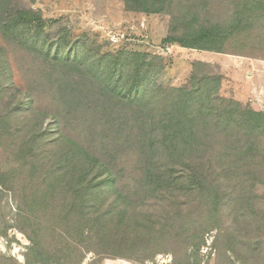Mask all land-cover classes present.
I'll return each instance as SVG.
<instances>
[{"label":"trees","instance_id":"obj_1","mask_svg":"<svg viewBox=\"0 0 264 264\" xmlns=\"http://www.w3.org/2000/svg\"><path fill=\"white\" fill-rule=\"evenodd\" d=\"M121 1L169 16L162 44L264 59V0ZM9 2L0 0V74L15 57L26 100L0 111V186L16 199L15 227L31 242L26 264H69L100 246L129 252L128 234L150 231L160 241L173 237L167 226L198 252L200 221L226 223L218 228L226 249L256 257L264 248V112L223 96L222 78L202 61L181 85L162 86L161 55L65 26L53 32L56 19L38 9L6 13ZM122 171L134 180L130 191L119 184ZM153 190L173 215L135 229L132 196ZM8 260L0 255V264Z\"/></svg>","mask_w":264,"mask_h":264},{"label":"rangeland","instance_id":"obj_2","mask_svg":"<svg viewBox=\"0 0 264 264\" xmlns=\"http://www.w3.org/2000/svg\"><path fill=\"white\" fill-rule=\"evenodd\" d=\"M17 9H38L43 16L56 19L53 22V32L58 27L65 26L75 34H96L113 46L122 45L131 50L161 55L165 59V68L156 82L162 86L181 85L191 72L192 62L202 61L207 65L206 70L209 73L222 78L220 93L223 96L239 102L242 106L247 105L264 112V59L182 48L174 43L162 44L161 39L168 34L169 16L166 14L128 11L121 0H10L6 13ZM114 36L116 42L111 40ZM0 48L4 49L1 37ZM7 61L8 69L0 74L2 113L10 109L11 103L16 99L26 100L25 89L15 66V57H9ZM1 65L0 61V68ZM45 119L43 128L47 131L46 137L51 138L55 129L53 119L50 115ZM258 159L264 163L261 156ZM122 174L124 175L120 176L119 184L130 191L134 180L129 179L131 174L128 171H122ZM259 180L264 181V174H260ZM227 185L232 187L233 180H227ZM173 209L172 202L167 199L165 201L161 192H143L139 196H132L127 219L129 218L135 229H139L143 227L141 225L153 220L170 218ZM16 212L17 204L12 192L0 186V255L9 257L7 262L1 264H26V253L31 242L15 227ZM193 218L197 216L194 215ZM204 223H197L204 238L198 252L192 250V245L187 247L181 237L176 239L174 230L167 226L173 237L167 234L159 241L152 239L150 231L136 235L132 232L127 237L131 251L119 250L114 246H100L97 250L101 253L88 251L82 259L79 255H71L72 262L69 264H194L197 260L199 262L195 264H264V248L258 254L254 253L257 256L252 258L249 256L253 254L247 256L244 252L242 261L237 253L226 249L227 239L219 234V226L225 228L226 223L222 222L214 227L210 224L205 226ZM163 224L167 225V222L164 221ZM260 234L264 247V229ZM252 240L253 237L248 239L250 242ZM79 247L83 249L82 246ZM119 252L127 257H121ZM187 255L188 260L184 259Z\"/></svg>","mask_w":264,"mask_h":264},{"label":"built area","instance_id":"obj_3","mask_svg":"<svg viewBox=\"0 0 264 264\" xmlns=\"http://www.w3.org/2000/svg\"><path fill=\"white\" fill-rule=\"evenodd\" d=\"M113 38H114V39H111V40H113L114 42H116V41H117V40H116V37L114 36Z\"/></svg>","mask_w":264,"mask_h":264}]
</instances>
